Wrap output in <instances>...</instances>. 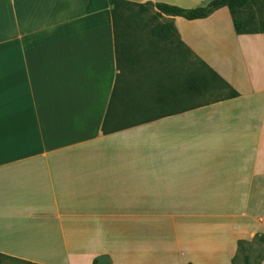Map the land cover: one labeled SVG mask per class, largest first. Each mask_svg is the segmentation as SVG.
<instances>
[{
  "label": "crops",
  "instance_id": "1",
  "mask_svg": "<svg viewBox=\"0 0 264 264\" xmlns=\"http://www.w3.org/2000/svg\"><path fill=\"white\" fill-rule=\"evenodd\" d=\"M110 4L0 0V254L235 264L244 244L264 241V33L238 35L226 7L163 15L181 43H161L163 62L137 36L135 89L104 127L120 73ZM201 62L224 83L207 103L182 86Z\"/></svg>",
  "mask_w": 264,
  "mask_h": 264
},
{
  "label": "trees",
  "instance_id": "2",
  "mask_svg": "<svg viewBox=\"0 0 264 264\" xmlns=\"http://www.w3.org/2000/svg\"><path fill=\"white\" fill-rule=\"evenodd\" d=\"M110 1L115 33V59L120 73L116 78L104 127L108 124L109 114L116 103L127 104L126 100L129 98L130 92L135 89V84H133L134 77L137 75L135 67L143 59L140 56L139 48H144V44H146L145 40L137 37V29H141L142 31L149 30L148 35H150V40L147 44L150 47H154V45L158 46L160 43L171 44L174 41L180 42L176 29L171 21H158V19L163 17L162 15L196 20L206 18L216 10L226 7L232 18L234 30L238 35L264 33V21L257 22L253 10L255 6L257 8L262 7L264 0H211L206 6L195 9H185L167 3L147 2L145 4H137L125 0ZM151 9L156 10L151 20L146 22L140 20L145 13H150ZM201 67V72L191 71L187 74V79L182 86L188 93L200 91L204 95L213 89H219L220 87L217 86L219 83L224 84L223 80L207 66V63L201 62ZM236 95L233 92L229 97ZM220 97L222 98L224 96ZM120 127L117 126L115 129L118 130ZM0 258L10 259L2 254H0Z\"/></svg>",
  "mask_w": 264,
  "mask_h": 264
},
{
  "label": "rangeland",
  "instance_id": "3",
  "mask_svg": "<svg viewBox=\"0 0 264 264\" xmlns=\"http://www.w3.org/2000/svg\"><path fill=\"white\" fill-rule=\"evenodd\" d=\"M206 4H204V5H206ZM253 10H254V15L256 16V21L257 22L264 21V5L262 7L260 6L259 8H257L255 6L253 8ZM155 12H156V10L151 9V12L148 14L145 13L141 17L140 20H142L143 22L151 20L153 14ZM162 18L158 19V21L164 22ZM140 28H141V26H140ZM137 30H136L137 36L141 35V36H143V38L145 37V35H147V33H149L148 29H146L145 31H142L141 29L140 30L137 29ZM141 36H140V38H141ZM147 39H148V41L150 40V35H147ZM174 43H175V41H174ZM154 47L157 51L159 50V53H160L159 57L162 58L163 62H167V61H165V59L166 58L169 59V56H171L169 49L165 45H162L161 43L158 46L154 45ZM149 59H151V58H149ZM155 59H157V58H155ZM155 59L153 60L154 63H158L157 61H155ZM149 61H151V60H149ZM146 65L144 67V70L142 71V75L146 76L147 78L154 77L155 73L154 74L151 73V71L148 70L149 67L146 68ZM156 75H158V74H155V76ZM217 86L220 87L219 89H221V88L223 89V87H224L223 84H220V83ZM217 98H218L217 91H215L212 93H207V94L202 95L200 102L207 103V102H210V101L217 99ZM258 239L259 238L255 239L253 242H251L249 244L246 243L242 246V248L240 249L242 256L238 255L236 257L235 264H264V241H262V240L259 241ZM0 264H26V263L17 262V261L7 259V258H0Z\"/></svg>",
  "mask_w": 264,
  "mask_h": 264
}]
</instances>
